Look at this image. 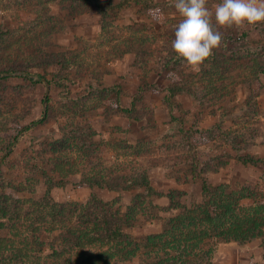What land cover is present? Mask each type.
<instances>
[{
  "label": "rangeland",
  "instance_id": "rangeland-1",
  "mask_svg": "<svg viewBox=\"0 0 264 264\" xmlns=\"http://www.w3.org/2000/svg\"><path fill=\"white\" fill-rule=\"evenodd\" d=\"M219 2L207 0V7L214 13ZM143 7L119 11L112 30L121 41L130 35L132 39L111 51V37L103 35V17L95 7L75 0H0V70L28 69L51 82L49 89L22 79L0 83V194L12 178L21 182L23 177L32 178V189L13 195L41 201L48 191L43 181L47 176L54 178L49 197L56 203H86L97 195L106 201L120 198L126 210L139 192L91 188L82 183V173L103 169V159L109 165L134 159L147 170L154 189L164 194L181 191L189 205L202 200L204 181L214 186L227 184L234 190L260 189L258 201L264 203V75L256 73L264 65L257 60L264 54V23L226 28L215 25L213 16L214 27L223 38L215 56L197 71L187 64L179 67L174 55L172 69L163 72L161 58L173 57L174 29L182 17L173 4L158 23ZM138 49L144 52L142 60L137 58ZM47 51L77 54L70 59L79 62L77 72L52 65L44 58ZM109 59L110 73L103 77ZM212 73L224 79L210 87ZM94 77H101L100 83ZM90 83L97 89L89 88ZM175 85L182 90L170 97L167 88ZM114 86L120 93L112 99L119 97L124 110L135 103L132 113L115 111L114 103L111 106L112 99L107 100L102 90ZM141 86H147L145 94H139ZM217 88L219 95L214 93ZM45 96L48 100L43 103ZM41 119L44 122L22 135L20 145L4 162L7 152L2 150L13 141L9 134ZM89 130L96 136L87 142L97 150L83 163L72 132L83 131L86 138ZM63 136L70 140L53 144ZM123 142L135 148L124 147ZM67 157L78 163L73 171L67 170ZM154 202L169 208L167 198ZM10 203V211L20 206L17 200ZM151 221L144 225L141 220L132 232L138 236L158 232L160 223ZM0 246V256L5 255ZM236 247L221 251L219 257L217 251L214 263H264L259 241ZM35 253L24 257L23 264H63L69 259L67 254L51 256L48 250L39 258H34ZM121 264H140V260Z\"/></svg>",
  "mask_w": 264,
  "mask_h": 264
},
{
  "label": "trees",
  "instance_id": "trees-1",
  "mask_svg": "<svg viewBox=\"0 0 264 264\" xmlns=\"http://www.w3.org/2000/svg\"><path fill=\"white\" fill-rule=\"evenodd\" d=\"M75 1L95 7L99 11L103 17V35L111 37L109 39L111 51L120 48L121 45L124 46L132 39V35L129 34L130 36L121 41L113 31L119 11L144 6L147 15L152 18L153 16L149 15V9H159V18H154V21L160 23L162 21L160 16L165 13L169 14L171 12L169 9H173L174 4L173 0ZM67 52L47 51L43 52V55L46 60L53 63L52 65L61 67L62 70L77 72L79 62H70V59L77 54ZM174 55L176 54L174 53L170 60L161 58L163 72L172 69L170 63H173ZM142 56L144 52L138 49L137 58L142 60ZM217 56L220 57L218 54ZM229 59L230 57H225L227 62H230ZM257 60L264 63V54L261 55V59ZM84 61L87 65L88 61ZM109 63L110 59L103 66V77L110 73ZM176 64L181 67L186 63L178 58ZM82 65L81 62V68H83ZM256 73L264 75V65ZM257 74L256 79H259ZM208 77L207 85L210 87L224 79L220 78L218 73H212ZM12 79H22L34 86L45 85L47 87L51 84L42 74L32 73L28 69L16 70L13 67H7L0 70V83ZM94 80L100 83L101 77H94ZM88 87L97 89L93 83H90ZM167 89L170 97L176 96V93L182 90L178 85L168 86ZM146 90L147 86H141L138 91L139 94H145ZM102 91L103 94L108 95L107 100L120 93L117 86L103 88ZM220 92L218 88L214 90L216 95ZM47 100L48 97L45 96L42 102L46 103ZM110 103L111 106L114 103L115 111L132 113L136 109L134 108L135 103H132L133 107L130 110H124L119 97L113 98ZM43 122V119L34 121L32 126L14 130L9 134L13 141L8 142L2 150L4 154L7 152L4 162L20 145V137L32 127ZM89 131L90 135L86 138H84L83 131L77 134L76 131L72 132L75 135L74 139L79 141L77 146L81 154L79 161L83 163L88 161V157L95 154L97 150V147L94 148L93 144L87 142L88 139L96 136L95 132ZM68 140H70L69 137L63 136L55 140L53 144H61ZM123 146L130 147V149L135 148L127 142H123ZM52 153H54L53 150ZM136 156L139 157L140 153L137 152ZM63 158L66 157L63 156ZM67 158V170L73 171L78 163L71 161V157ZM56 160L58 165L60 159L56 158ZM54 171L57 172L55 168ZM51 173L54 172L51 170ZM82 174V183L91 188L97 187L117 193H136V191L139 193L135 194L126 210L120 198L106 201L97 195H92L86 203L59 204L49 197L54 178L46 176L43 179L48 184V191L41 201L16 198L13 192L22 194L32 189L33 180L23 177L21 182L19 179L12 178L0 194V232L2 233L0 234V245L3 247L2 253H6L1 254L0 264H23L26 261L24 257L30 256L32 252L36 251L34 258H39L44 256L47 250L51 256L55 257L67 254L69 259L63 264H121L133 259L140 260V264H215L214 255L222 243H236L239 247L246 248L250 243L259 241V247L264 249V203L258 201L261 197L260 189L240 187L234 190L227 184L214 186L204 181L202 200H194L189 205L185 201L186 194L181 191L172 190L164 194L154 189L147 170L143 169L134 159L118 165H109L103 159V169L93 168L88 173ZM164 198L169 200L168 209L154 202ZM14 200H17L20 206H15L14 210L10 211V202ZM162 213L169 214V216L162 217ZM147 219L157 220L160 223L159 231L142 236L134 234L132 231L139 225V222L144 220L142 224L146 225ZM251 264L259 263L252 262Z\"/></svg>",
  "mask_w": 264,
  "mask_h": 264
},
{
  "label": "clouds",
  "instance_id": "clouds-1",
  "mask_svg": "<svg viewBox=\"0 0 264 264\" xmlns=\"http://www.w3.org/2000/svg\"><path fill=\"white\" fill-rule=\"evenodd\" d=\"M182 20L175 26L171 46L176 56L188 67L199 70L222 44V35L214 27H242L264 23V0H220L214 13L207 0H173ZM159 18V9H149Z\"/></svg>",
  "mask_w": 264,
  "mask_h": 264
},
{
  "label": "crops",
  "instance_id": "crops-1",
  "mask_svg": "<svg viewBox=\"0 0 264 264\" xmlns=\"http://www.w3.org/2000/svg\"><path fill=\"white\" fill-rule=\"evenodd\" d=\"M236 244H232V243H222V244H220L219 245V250H218V253H217V256L216 257H219V256H222V254H223V252H221V251H223V250H225V249H237V245L235 246ZM221 254V255H220Z\"/></svg>",
  "mask_w": 264,
  "mask_h": 264
},
{
  "label": "water",
  "instance_id": "water-1",
  "mask_svg": "<svg viewBox=\"0 0 264 264\" xmlns=\"http://www.w3.org/2000/svg\"><path fill=\"white\" fill-rule=\"evenodd\" d=\"M47 89H49V85H47ZM48 93H49V92H48V90H47V95H48ZM1 163H2V161H1Z\"/></svg>",
  "mask_w": 264,
  "mask_h": 264
}]
</instances>
